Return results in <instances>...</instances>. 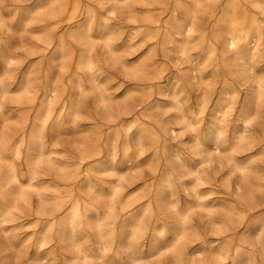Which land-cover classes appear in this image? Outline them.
Masks as SVG:
<instances>
[{
    "label": "bare ground",
    "instance_id": "obj_1",
    "mask_svg": "<svg viewBox=\"0 0 264 264\" xmlns=\"http://www.w3.org/2000/svg\"><path fill=\"white\" fill-rule=\"evenodd\" d=\"M108 1L111 4L110 8H106V3H102L100 7L107 9L108 12H115L119 8L133 11L130 1L150 5L162 3L163 0ZM34 2L32 13L34 19L37 18L39 21L49 17L58 18L68 10L70 22L78 19L82 12L81 0H72L71 3L70 0H35ZM247 2L252 4V9L249 8L250 4L247 5ZM94 6L86 9L84 22L74 25L68 33L63 32L59 36L52 61L58 58L67 60L66 57L74 54L75 50L71 41L81 45L78 59L75 60L76 67H78L77 86L81 91L95 92L106 110L116 112L111 120L122 121L125 127L122 142L120 144L116 142L121 135V127L115 126L116 128L110 132L113 141L109 163L105 159L101 160L103 151L94 147L93 144V146L86 145L81 148V161L90 157H94L97 161L85 171H81L79 166L67 169L66 162L60 163L54 160L50 156L53 151L46 149L45 143L44 130H46L48 121L55 117L51 131L60 128L67 116L71 117L72 122L77 121L82 113V107L78 98L71 101L65 100L59 87L52 85L45 93L44 111L39 112L33 121L31 140H33L32 145L35 147L33 149L36 150V155L30 160L26 180H22L15 161L6 153L8 150L6 145L3 144L0 147V170L2 164L6 163L4 166L5 184L13 183L17 188V194L10 200V207L18 208L19 199L29 202L25 192L27 186L34 188L41 205L55 201L47 196L44 188L56 187V185L38 184L36 181L37 175L43 170L42 165L47 163L62 179L71 181V183L76 182L80 173L83 172L87 194L88 196L95 194V197L72 198L71 206L62 217L60 216L59 220L58 216L57 219L54 216L49 218L45 230L38 239L41 246L53 240L54 235L57 234L59 242L65 248L68 242L72 244L75 252L73 257L82 259L84 264H88L87 259L90 253L80 242L78 232L91 231L99 244L98 257L104 264H115L104 258L118 236V240H122L123 237L127 239L123 238L126 256L117 254L108 257L118 260V264H138L143 258H151L152 264H264V253L259 254L253 247V229L244 224L248 214L264 210V185L260 181L251 179L253 175L264 178V172L254 165L256 158H264V0H176L171 20L164 33V48L175 54L183 65L182 70H191L193 79H196L198 86L196 90L199 94L194 100L185 82L177 87L172 93V98L175 108L180 113L177 121L180 126H170L169 130L175 136L178 132L191 131L196 145L194 153L202 156V159L200 163H195L194 160L185 161L181 158V154L176 152L181 162L179 169L175 171L165 166L153 195L140 193L141 186L127 189L123 183L132 184L131 178L126 175V169L134 168L135 157L144 150L143 132L137 133V147L133 148L130 129L139 119V115L135 112L138 109H134L129 91L122 100H118L116 96L108 92V86L101 79L99 62L103 59L111 61L120 65L127 73L151 78L152 72L148 70L149 61L157 54L156 48H149L141 63H137L129 56L137 51L138 39H155L158 31L154 26L137 25L128 31L127 39L117 43L106 19L108 16H105L104 23L95 29L93 23L98 15L95 13L97 8ZM26 8H22L21 15L26 18L25 22L30 15ZM217 8L220 15L213 21L211 31L206 32V26L202 29L201 19L204 16L213 17ZM145 10L144 19L151 23H158L151 9L145 8ZM3 19L4 14L0 7L1 24ZM134 20H136L135 17ZM48 29L50 27L47 24L39 38L42 42L51 44L52 35ZM99 45L103 47L102 56L98 51ZM4 54L6 60L3 72L0 71V98L6 97L9 93L8 85L2 74L10 73L18 59L10 47ZM24 81H29L28 73ZM214 85L218 91L215 92L210 118L203 126L202 117L194 120L192 114L205 113L212 100L213 90L210 91V89ZM65 90L64 88L63 91ZM24 96L25 94L14 98L17 102L23 103ZM57 106L59 108H56ZM158 107L162 106L158 104ZM7 121V113L0 101V123L3 126ZM256 123L263 124L260 134L254 131ZM20 126L22 127V124ZM25 137L24 133H20L15 140L13 152L17 158L21 156L20 146ZM119 146L124 152L125 159L121 164L126 163L125 167L117 163ZM103 154L105 155L104 152ZM99 156L101 158L98 159ZM113 158L116 160L115 164L112 163ZM76 163L77 161H73L71 164ZM215 164L227 168L226 181L230 187L231 176H239L233 187L235 197L211 198L209 196L214 189L202 187L204 184L211 183L212 176L207 168ZM107 173L116 176L115 180L102 177L110 184L109 189L96 181V176ZM185 177H189L190 180L187 181ZM180 185L186 195L184 201L179 194ZM118 207L123 214L117 211ZM217 208L221 209L222 215L216 214ZM195 209L206 212L211 231L216 236L214 239L204 238L200 233H196L192 238L191 228L187 223L190 219V212ZM5 211L0 207V222L9 218ZM120 215H123L122 220ZM145 215L157 222L155 230L159 228L162 221L169 224L166 234L159 237L155 243L151 240V234L148 247H144L141 243L148 230L144 220ZM254 224L260 226V229L256 231L264 227V213L256 217ZM169 232H172V237H168ZM260 234L255 235L259 237ZM259 242L263 243L260 240ZM262 245L264 252V244ZM138 252L139 254L136 255ZM36 255L40 264H52V256L49 253L40 254L36 251ZM3 264L11 263L7 260ZM15 264L18 263L15 262Z\"/></svg>",
    "mask_w": 264,
    "mask_h": 264
},
{
    "label": "rangeland",
    "instance_id": "obj_2",
    "mask_svg": "<svg viewBox=\"0 0 264 264\" xmlns=\"http://www.w3.org/2000/svg\"><path fill=\"white\" fill-rule=\"evenodd\" d=\"M34 1L35 0H0V7L4 14L2 24L0 21V71L3 72L5 68L6 56L4 53L8 47H10L12 53L18 57L17 63L12 66L10 73L2 74L8 85L9 93L6 97L0 98L4 111L7 113L8 117L6 125H3L4 127L2 126V123H0V147L3 144L6 145L8 149L6 153H8V155H10L15 161L22 180L27 179L30 160L36 155V150L33 149L35 147L32 145L33 140H31L33 121L39 112L44 111L45 108L43 101H45V93L52 85L59 87L58 89L62 91L65 100L71 101L72 99L78 98L82 107V113L77 121L72 122L71 117L67 116L64 118L65 122L60 128L52 131L51 129L55 117H52L48 121L46 130H44L46 135L45 143L46 149H51L53 151L50 156L54 160L59 161L60 163L66 162L67 169L79 166L81 171H85L91 164H94L97 161L94 157L86 158L81 161V148L86 145H94V147L102 149L105 155L102 152L103 157L101 160L105 159V161L109 163L111 161V142L113 141L110 132L116 127H121V135L117 138L116 142L118 144L122 142V135L125 132V127H123L122 121L120 122L119 120V122H115L111 120L112 115L116 112L114 111V113H112V111L106 110L100 103V99L95 92L87 90L81 91L77 86L76 76L78 67H76V61L79 56L78 53L80 52L81 45L71 41L70 43L75 50L74 54L66 57L67 60L64 58H58L55 59V61H52V56L55 54L54 50L57 46L59 36L63 32L68 33L69 29L74 25L84 22L86 20V9L89 6L94 5V7L97 8L95 13L98 15L93 23L95 29H98L100 24L105 21L104 17L108 16L106 19L110 24L117 43H120L123 39H127L128 31L137 25L154 26L158 31V35L155 39H138L137 51L129 56L137 63H141L149 48H156L157 54L151 61H149L148 67V70L152 72L151 78H144L134 73H127L120 65L111 61H105L103 59L99 62L101 79L108 86V92H111L118 100H122L126 92L129 91L131 103L134 104L135 110L138 109V111L135 112L139 115V119L130 129L133 148L137 147V133L139 131L143 132L142 141L144 143V150L140 155L135 157V161L133 162L134 168L126 169V175L131 178L130 182L132 183L128 184L129 182H123L126 188L130 189L136 186H141L140 193L153 195L161 180L164 167L168 166L175 171L179 169L181 162L177 157L176 152H179L181 158L185 161L194 160L195 163L201 162L202 156L194 153L196 145L193 133L187 130L184 133L178 132V135L175 136L171 134L169 130L170 126H180L177 124L180 113L174 106L175 102L172 98V93L182 82H185L189 91L191 90L190 93L194 100L199 94L196 90L198 87L195 82L196 79H193L191 70H182L183 65L175 54L164 48V33L167 24H169L171 20L176 0H163L162 3L150 5L143 4L139 1H130L133 11H125V9L119 8L115 12H108L107 9H102L100 7L102 3H106V8H110L111 4L108 0H81V15L78 19L70 22L68 19V10L63 13V16L58 18L49 17L45 18L43 21H39L37 18L34 19V14L32 13L34 12ZM71 1L72 0H70V3ZM249 4V8L252 9V4L247 2V5ZM24 7H27V11L30 12L29 18L26 22L24 20L26 18L21 16L23 13L22 8ZM145 8L151 9L152 13L156 15L158 23H151L144 19ZM219 15L220 12L217 8L213 17H202V29L206 26V32H210L213 21L215 18L217 19ZM134 17L136 20H134ZM45 22L50 27L48 30L52 35L51 44H46L39 38L44 32V26H47ZM98 51L102 56V45L98 46ZM47 71L50 73L48 72V74ZM27 73L29 74V81L25 82L24 77ZM85 78H87L86 75ZM49 80H51L52 83H50L51 81ZM24 85L25 87H23ZM64 88L66 89L65 91H63ZM117 89L119 90L117 91ZM28 90L29 93H27ZM212 90V100L209 103V109L207 108L205 113L201 115L192 114L194 120L202 117L203 126L210 118L216 96L215 92L218 91L215 85L210 89V91ZM24 94L23 103L17 102L14 98ZM158 104L162 107H158ZM56 108H59V106ZM56 110L58 111V109ZM57 111H55V113ZM24 113L25 115H23ZM20 124H22V127ZM262 125L263 124L261 123H256L254 125V131L257 134L262 132ZM20 133H24L26 137L20 146L21 156L17 158L14 156L13 151L15 148V140ZM99 158L101 157L99 156L98 159ZM124 159L123 149L119 146L117 163L121 167L127 165L126 163L123 165L121 164ZM73 161H77V163L71 164ZM5 165L6 163H3L0 170V207L6 210L5 212L9 218L4 222H0V264H3V262L7 260L10 261L11 264H15V262L18 264H40L41 262L37 260L36 251H39L40 254L49 253L50 256H52V264H84L82 259L73 257L75 252L72 244L68 242L67 247L65 248L62 243L59 242L57 234L54 235L53 240L42 246L38 242L39 237L46 228L47 220H49V218L51 219L53 216L56 219L58 216L59 220L64 212L69 209L72 204L71 201L75 197H95V194H90L89 196L87 194L84 183V173H80L76 180L77 183H71V181H65L62 179L54 169L50 168L47 163H44L42 165L43 170L37 175L36 181L38 184L45 183L50 186L56 185V187H51L52 189L47 187L44 188V191H47V196L55 199V201L50 202V204L41 205L34 188L27 186L25 192L29 198V202L19 199L18 208H12L10 207V200L17 194V188L13 183L5 184ZM254 165L258 166V168L264 172V158H256ZM207 170L212 176L211 183L204 184L202 187L204 189H214L209 197H224L223 199L235 197V189L233 187L234 183L239 179L238 175L231 176L230 187L226 181L227 168L215 164L214 166L207 168ZM102 177L104 179L114 180L116 178V176H112L110 173L96 176V181L107 189H109L110 184L104 181ZM185 179L187 181L190 180L189 177H185ZM251 179L258 182L260 181V183L264 185V178H258L253 175L251 176ZM182 189L183 187L180 185L179 194L184 201L186 195L184 189ZM53 195H55V197ZM117 211L120 214H123L119 207ZM220 211L221 209L217 208L216 214L218 216L222 215V212ZM263 213L264 210H260L255 214L250 213L247 215L248 217L246 216L244 221L245 225L253 229L252 243L254 244L253 247L256 252L259 254L264 253L262 251V244H264V227L261 230L256 231L260 229V226L255 225L254 221L256 217ZM120 219H123V215H120ZM144 220L146 221L148 230L141 243H143L142 245L144 247H148L150 236L155 230L157 222L150 219L147 215L144 216ZM188 221L187 225L191 228L190 234L192 238H194L193 235H196V233L202 234L201 236L207 239H214L216 237L211 231V225L205 211L201 212L196 209L192 210ZM119 226L120 224L118 227ZM237 230H239V228L236 229V233ZM255 234L260 235L257 237ZM168 237H172V232L168 233ZM78 238L90 253L87 263L104 264L98 257L100 250L94 233L91 231L86 233L79 231ZM123 238L127 240L125 237ZM123 238L122 240H118L119 236L116 237V240L107 252V256L104 258L105 260L118 264V260L109 259L108 257L116 256L117 254L122 255L123 257L126 256V250L124 248L125 241ZM259 240L263 243L260 244ZM117 251L118 253H116ZM138 254L139 252L136 253V255ZM138 264H152V259H140Z\"/></svg>",
    "mask_w": 264,
    "mask_h": 264
},
{
    "label": "clouds",
    "instance_id": "obj_3",
    "mask_svg": "<svg viewBox=\"0 0 264 264\" xmlns=\"http://www.w3.org/2000/svg\"><path fill=\"white\" fill-rule=\"evenodd\" d=\"M119 89H117L118 91ZM112 163L115 164L116 160L115 158L112 159ZM169 224L167 222H160L159 228L155 231H153L152 236H151V240L153 243H155L157 241V239L159 237H163L167 230H168Z\"/></svg>",
    "mask_w": 264,
    "mask_h": 264
}]
</instances>
